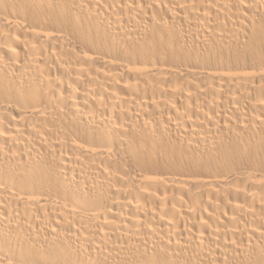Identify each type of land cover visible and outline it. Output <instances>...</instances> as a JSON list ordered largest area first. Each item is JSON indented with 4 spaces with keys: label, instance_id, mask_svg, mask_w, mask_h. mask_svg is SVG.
<instances>
[{
    "label": "bare ground",
    "instance_id": "1",
    "mask_svg": "<svg viewBox=\"0 0 264 264\" xmlns=\"http://www.w3.org/2000/svg\"><path fill=\"white\" fill-rule=\"evenodd\" d=\"M0 264H264V0H0Z\"/></svg>",
    "mask_w": 264,
    "mask_h": 264
}]
</instances>
